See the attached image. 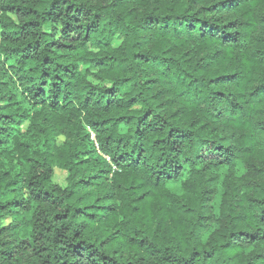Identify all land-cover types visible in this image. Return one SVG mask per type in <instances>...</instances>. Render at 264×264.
<instances>
[{"label": "trees", "instance_id": "1", "mask_svg": "<svg viewBox=\"0 0 264 264\" xmlns=\"http://www.w3.org/2000/svg\"><path fill=\"white\" fill-rule=\"evenodd\" d=\"M0 264H264V0H0Z\"/></svg>", "mask_w": 264, "mask_h": 264}, {"label": "rangeland", "instance_id": "2", "mask_svg": "<svg viewBox=\"0 0 264 264\" xmlns=\"http://www.w3.org/2000/svg\"><path fill=\"white\" fill-rule=\"evenodd\" d=\"M119 43H120V40H117V39L113 42L114 46H117ZM61 139L62 138H60L59 140H61ZM65 177H66V174L64 172H61L60 170H56V173L52 179H53L54 183H57L61 186H65ZM177 186L178 185H176V186L173 185L172 187H173V189L177 190V188H176Z\"/></svg>", "mask_w": 264, "mask_h": 264}]
</instances>
